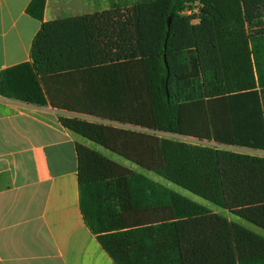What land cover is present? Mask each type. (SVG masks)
I'll return each mask as SVG.
<instances>
[{"label":"trees","instance_id":"obj_1","mask_svg":"<svg viewBox=\"0 0 264 264\" xmlns=\"http://www.w3.org/2000/svg\"><path fill=\"white\" fill-rule=\"evenodd\" d=\"M46 4H29L31 61L0 71V96L70 113L72 133L264 230V155L233 149L264 152V0L53 21ZM77 156L83 218L115 264H264L261 234L89 146Z\"/></svg>","mask_w":264,"mask_h":264},{"label":"crops","instance_id":"obj_2","mask_svg":"<svg viewBox=\"0 0 264 264\" xmlns=\"http://www.w3.org/2000/svg\"><path fill=\"white\" fill-rule=\"evenodd\" d=\"M31 1L0 0V71L31 61L41 28L27 14ZM76 1L70 17L115 6ZM59 13L47 0L44 20ZM61 114L70 115L0 96V264H115L80 207L77 145L93 143L64 128Z\"/></svg>","mask_w":264,"mask_h":264},{"label":"rangeland","instance_id":"obj_3","mask_svg":"<svg viewBox=\"0 0 264 264\" xmlns=\"http://www.w3.org/2000/svg\"><path fill=\"white\" fill-rule=\"evenodd\" d=\"M58 2V5L60 4V13H59V17L63 18V17H70L72 16V13L71 11L68 9L69 7H74L76 8L78 5L76 4L77 1L76 0H68L70 3L67 5V6H63V0H56ZM101 1L102 5H103V9L104 8H107V6H110V4H113V5H118L120 7H125V6H132L133 4L137 3L138 1L140 0H99ZM73 3V4H72ZM161 136L163 137H173V138H176V139H179V140H182V141H185V142H189V143H200L199 141L195 140V139H192V138H187V137H183V136H174V135H168V134H163L161 133ZM93 145V148H97L99 152H101L103 155H105L106 157L120 163L121 165L123 166H126L132 170H134L135 172H138V173H142L146 176H148L149 178L171 188L172 190L196 201L197 203L199 204H202L206 207H208L209 209H211L212 211L218 213V214H221V215H224V216H227V217H231V220H234L240 224H242L243 226L249 228L250 230L252 231H257L259 234H261L262 236H264V230L260 229V228H257L255 227L254 225L246 222V221H243L241 220L240 218L230 214L228 211L222 209V208H219L217 207L216 205L178 187L177 185H174L170 182H168L167 180H165L164 178L158 176L157 174L155 173H152V172H149L147 170H145L144 168H141L129 161H127L126 159L106 150L105 148H102L96 144H92ZM234 150L236 151H239V152H248V153H255V154H260V155H264V152H252V151H249V150H244V149H240V148H233Z\"/></svg>","mask_w":264,"mask_h":264},{"label":"built area","instance_id":"obj_4","mask_svg":"<svg viewBox=\"0 0 264 264\" xmlns=\"http://www.w3.org/2000/svg\"><path fill=\"white\" fill-rule=\"evenodd\" d=\"M199 10V8H194V9H188L185 14L191 15L193 12H197Z\"/></svg>","mask_w":264,"mask_h":264},{"label":"water","instance_id":"obj_5","mask_svg":"<svg viewBox=\"0 0 264 264\" xmlns=\"http://www.w3.org/2000/svg\"><path fill=\"white\" fill-rule=\"evenodd\" d=\"M168 23H170V19L168 20Z\"/></svg>","mask_w":264,"mask_h":264}]
</instances>
